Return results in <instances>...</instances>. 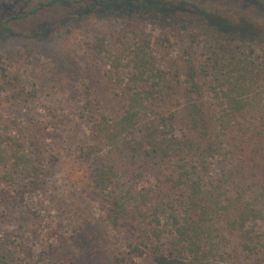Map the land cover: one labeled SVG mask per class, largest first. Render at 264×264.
<instances>
[{
  "label": "trees",
  "instance_id": "trees-1",
  "mask_svg": "<svg viewBox=\"0 0 264 264\" xmlns=\"http://www.w3.org/2000/svg\"><path fill=\"white\" fill-rule=\"evenodd\" d=\"M56 7L67 13L41 19ZM90 15L146 20L189 42L172 68L157 65L142 30L89 44L93 57L105 53L106 67L91 70L117 108L93 96L76 104L89 122L75 137L78 181L109 226V264H264V59L245 50L264 44L253 27H264L262 0H0V196L49 187L42 164L58 151L34 156L35 144L73 132L56 110L39 117V88L15 52L51 50L64 26ZM6 106L28 107V133L2 116ZM22 249L0 264L72 263L49 246L35 258Z\"/></svg>",
  "mask_w": 264,
  "mask_h": 264
},
{
  "label": "rangeland",
  "instance_id": "rangeland-1",
  "mask_svg": "<svg viewBox=\"0 0 264 264\" xmlns=\"http://www.w3.org/2000/svg\"><path fill=\"white\" fill-rule=\"evenodd\" d=\"M219 4L222 6L223 3ZM62 13L65 15L67 12L56 7L40 16L41 19L57 20ZM253 24L264 41V27L256 22ZM139 30L153 42L159 67L172 68L174 64L180 66L183 63L189 44L185 35H174V32L160 29L146 20L134 25L121 19L113 20L106 16L96 18L92 15L78 24L71 21L64 26L57 33L58 43L51 44V50L46 46H27L24 43L15 52V61L26 69V77L34 80L39 88L40 100L34 108L38 110L39 117L42 119L44 114L51 115L50 112L56 110L66 115L70 124L67 127L73 132L52 141L45 137L35 144L34 156L37 152L45 156L52 146L58 151L57 159L52 164H42L45 176L51 183L49 187L22 198L12 191L8 192V197L0 196V255H13L20 244L22 251L30 248L35 258L37 252L49 246V249L60 250L64 257L71 258V264H109L112 247L109 226L100 218L94 202L79 189L78 180L84 162L80 163L76 157L75 137L86 134L89 122L76 118L75 108L77 103L91 96L105 105L110 103L108 108L112 110L117 108L112 97L101 86V74L96 71L97 75L91 70L95 61L101 67L99 70L106 67L105 53L93 57L89 44L94 36L104 35V44L108 47L110 42H117L116 36H121L120 41L123 42ZM57 46L61 50L59 57L52 52ZM249 48L264 59V51L261 50L264 44L256 47L251 44L245 50ZM196 52L192 47L191 56L196 57ZM27 110L26 106H6L2 116L18 122L22 125L23 133H28L30 126H25L29 117ZM38 115H31L30 118L37 119ZM4 167L0 166V172ZM40 258L39 263H43L44 258Z\"/></svg>",
  "mask_w": 264,
  "mask_h": 264
}]
</instances>
